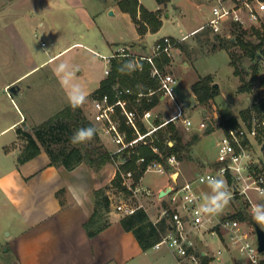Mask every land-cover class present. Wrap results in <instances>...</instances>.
Here are the masks:
<instances>
[{"label": "rangeland", "instance_id": "rangeland-1", "mask_svg": "<svg viewBox=\"0 0 264 264\" xmlns=\"http://www.w3.org/2000/svg\"><path fill=\"white\" fill-rule=\"evenodd\" d=\"M140 1L147 9H153L156 6V0ZM80 2L89 13L87 17L79 16L78 13L81 10L76 8L77 0H0V128L14 115L15 109L10 97H13L14 102L21 110L27 111V127L24 128L21 123L20 126L32 134L35 126L64 107L71 106L65 87L61 85L54 72L58 65L66 63L68 70L75 74L73 82L79 84L87 95V101L83 106L79 108L71 106V108L74 111L80 110L81 115L90 120L96 129L94 139L87 145L81 144L80 146L87 150L101 147L112 151L113 145L107 137L102 135L99 124L91 121L88 115L91 99L95 95L99 79L103 77V68L108 64L107 60L98 57L84 46L76 45L40 64L67 43L76 39L81 40L79 34L82 32L86 35L82 41L89 43L93 49L103 54L114 53L119 45L134 49L133 46H130L136 32L133 24L118 8L114 11L112 8H107L109 0H81ZM51 5H55L56 9L50 8ZM211 5L212 2L208 0H170L158 10V15L163 20L158 32L147 36L145 41L143 40L139 44L150 50L153 44L163 36L180 39L183 35H187L191 29L205 23L210 16ZM110 11H113V14H110ZM261 27L264 28V21H262ZM236 35H238L237 31L228 29L224 30L222 34H217V39H214L209 27L192 32L174 47L173 62L166 66V70L177 79V98L181 100L182 96L185 97L189 105L194 103V99L189 95L191 94V84L196 79L209 75L211 82L217 83L218 93L213 99L198 102V105L194 106L195 108L188 109L193 127L190 130H185L182 125L177 126L183 140L191 142L190 154L200 159L203 166L207 164L210 166L216 159L215 141L220 135L217 130H224V121L227 118L235 117L238 125L246 122L240 117V112L252 106L259 89L258 75L264 74V59H261L259 72L252 82L251 90L239 91V86H243L250 79L254 61L235 43L233 37ZM243 38L253 42L258 40L256 34L250 30L243 33ZM107 39H111L110 42L113 43H107ZM35 65L37 66L33 70L15 82L21 88L18 93L8 92L7 88L3 90L6 82ZM235 69L238 70L237 73L234 72ZM156 112L164 117L168 115L166 98L160 100L155 109ZM256 117L259 118V115ZM201 119L206 121L207 126L200 130L198 123ZM210 128L214 131L206 132ZM12 135L13 132L2 135L0 142H6ZM195 135L196 138H194ZM17 138L8 145V149L18 150L20 152L18 158H20L27 141L20 133ZM56 146V144L52 145L53 148ZM40 147L44 149L41 144ZM185 157L181 159L179 165L186 169L184 171L186 180H191L200 171L199 162L194 159V167H188L189 161ZM118 159L120 158L118 157ZM83 163L95 172L102 173L108 179L117 162H109L99 168L91 166L86 161ZM166 178V173L147 170L143 174L142 184L153 187L164 182ZM195 189L203 196L211 192L207 183L195 184ZM106 190L109 193L113 192L115 196L120 193L130 195L112 182L95 191L103 196L106 194ZM248 193L254 204L264 203V195L253 190ZM165 197L169 201V196ZM243 198L244 196L231 198L224 209H229L231 212L243 210L252 218L249 207L246 205L247 202L243 201ZM119 201L121 200L117 197L114 205ZM162 205H165V201H161L159 207ZM113 210L115 209L113 208ZM117 213L122 214L118 211ZM8 219L9 216L0 217L1 239H7L9 231H12ZM244 223H246V228L251 227L247 221ZM221 232L225 234L224 230ZM255 237L252 239H256ZM199 241L202 246H205L204 242L207 240L202 238ZM213 244L215 243L213 242ZM1 248L2 245L0 254L2 253ZM208 248L210 251L214 250L210 244H208ZM232 253L235 254L233 251ZM259 258L260 261L264 260V252L259 254ZM129 264L179 263L168 247L162 244L159 248L151 247L143 251Z\"/></svg>", "mask_w": 264, "mask_h": 264}, {"label": "built area", "instance_id": "built-area-1", "mask_svg": "<svg viewBox=\"0 0 264 264\" xmlns=\"http://www.w3.org/2000/svg\"><path fill=\"white\" fill-rule=\"evenodd\" d=\"M208 1L212 2L210 16L195 31L209 27L211 34L217 35L228 29L261 28L264 21V0ZM185 37L186 35L180 39H171L169 36H163L153 44L150 53H140L120 46L114 53L100 55L108 62L103 69L105 77L109 74L111 59L126 58L136 62L137 72H143L145 65H148V77L157 83L156 88L148 87L147 90H142L140 83L132 86L117 82L113 85L111 93H96L91 99L88 115L91 121L99 124L102 135L113 145L112 154L120 158L116 161L117 171L120 172L121 182L130 194L128 200L115 204V210L122 214L142 207L140 204L134 205L130 201L132 198L139 199L141 195L152 193L149 188L140 185L139 180L134 182L132 170L120 169L119 166L126 160L124 152L127 156L136 153V147L142 144L148 145L154 153L161 155L154 144L161 129L169 122L176 126L182 125L186 129L193 125L184 101L176 96L177 79L166 70L167 65L160 67L157 64L163 56L171 59L174 47ZM153 95L159 96V101L162 98L169 101L166 117L154 113L153 109L158 103L151 108L141 109L145 101L152 100ZM156 119L159 122H156ZM140 126L145 130L142 131ZM206 126L204 121L198 123L201 129ZM129 132H132V136H129ZM262 142L264 119L260 117L253 116L248 122L223 130L215 141L216 159L213 164L197 173L193 179L171 186L167 193L168 204L161 210L159 217L165 219L168 229L153 247L159 248L165 244L179 264H220L227 249L234 250L239 258L249 264H259L257 239H252L256 236L253 225L249 229L246 228V223L228 217L224 209L215 215L200 214L198 206L204 196L196 191L195 184L207 183L210 176L222 179L231 193V198L244 196L243 201L247 202L250 210L254 203L248 192L253 190L260 195L264 194V157L259 156L262 155ZM168 144L171 145L172 141L169 140ZM144 161V156L138 155L136 158L137 164ZM178 165L179 159L174 153H170L165 157V163L156 159L149 161L145 171L167 172L175 183ZM221 230H224L225 234H222ZM202 238L224 240V244L208 251L199 245Z\"/></svg>", "mask_w": 264, "mask_h": 264}, {"label": "crops", "instance_id": "crops-1", "mask_svg": "<svg viewBox=\"0 0 264 264\" xmlns=\"http://www.w3.org/2000/svg\"><path fill=\"white\" fill-rule=\"evenodd\" d=\"M80 1L77 0V4H75L76 8L81 10L78 14L87 17L89 13ZM138 1L142 4L140 0ZM118 2L119 0H109L107 8H112L113 11L118 8L133 24L136 32L130 46H133L134 49H130L140 53L151 52L152 48L147 50L146 46L139 43L145 41L147 36L157 33L159 29L156 32L147 31L144 34H139L130 14L123 11ZM161 7L162 5L156 2V6L149 10L155 11ZM50 8H55V5H51ZM199 26L191 29L187 35L194 32ZM85 37V33H80L79 38H82L81 40L76 39L67 43L62 49L54 52L40 64L76 45L88 48L98 57L111 54L96 51L89 43L82 41ZM110 40L107 39V43ZM112 43L110 42V44ZM120 46L124 45H119L117 48ZM172 62L171 58L168 64ZM36 66L6 82L4 89L17 82ZM104 78L103 73V77L99 79V84ZM190 91L189 97L192 96L194 99L193 105H189L186 98L181 97L187 109L198 105L199 102L191 87ZM10 100L15 109L14 115L10 121L0 128V137L13 132L10 139L6 142H0V217L9 216L8 223L11 225L12 231H9L7 239H1L0 237V246L2 245L0 264H129L135 257L143 253L133 233L122 227L120 223L122 214L113 210V208L115 209L114 202L117 197L120 200H128L129 195L120 193L115 196L113 192L109 193L106 190L105 193L110 200L109 210L106 214L109 225L94 236H89L85 229V223L89 220L95 208L94 191L111 182L116 174L117 167L113 168L109 178L106 179L102 173L95 172L83 162L72 169H67L64 166H54L50 164V158L42 148L35 156L25 161H19L20 152L15 149H8V145L18 139L17 129L21 128L20 123L22 121L26 122L27 111L21 110L14 102L13 97H10ZM159 102L153 109L154 113ZM167 102L169 107V101ZM159 115L161 116L160 113ZM200 121L206 122L203 119ZM192 127L193 125L189 129H184L190 130ZM199 129L201 130V128ZM211 131L214 130L211 128L206 130V132ZM217 131L221 134L223 130L218 129ZM194 138H196V135ZM185 158L189 161L188 167H194V159H196V162H199L198 166H200L199 172L209 167L208 164L201 165V160L193 157L190 152ZM184 171H186L184 166L182 168L181 165H178L175 183L169 173L166 172L167 178L164 182L153 187L145 186L152 191L151 195H141L139 199L132 198L130 201L133 204H140L152 221L159 219L161 210L168 204V199L165 197L167 194L160 197V191L167 186H176L184 182L186 180ZM142 178L143 175L139 179V184L144 186ZM161 201H165V205L159 207ZM224 210L226 214L238 211ZM1 231L0 227V233ZM206 240L204 242L205 246L199 245L208 251L210 250L208 244L214 249L224 244V240L210 238ZM232 251L235 253L234 255ZM220 264L249 263L239 258L234 250L227 249L221 258Z\"/></svg>", "mask_w": 264, "mask_h": 264}, {"label": "trees", "instance_id": "trees-1", "mask_svg": "<svg viewBox=\"0 0 264 264\" xmlns=\"http://www.w3.org/2000/svg\"><path fill=\"white\" fill-rule=\"evenodd\" d=\"M156 2L160 5H166L170 0H156ZM118 4L123 11L130 14L139 34H144L147 31L156 32L161 27L162 20L158 15V10L151 11L147 9L138 0H119ZM246 30H250L256 34L258 38L257 42L243 38V33ZM234 31L238 32V35L233 37L235 43L254 61L250 79L238 88L239 91H250L252 82L259 72V61L264 59V28L237 29ZM212 37L217 39V35H212ZM127 61L128 59L126 58L111 59L109 74L100 81L99 86L95 89V94L104 92L111 93L113 85L117 82L121 85L132 86L140 83L142 90H147L148 87H157L156 81L148 77V65H145L143 72L134 71L131 74H124L119 71L121 65ZM169 61L170 59L168 57L163 56L161 60L157 61V64L163 67ZM234 72L237 73L238 70L235 69ZM258 79L259 89L255 101L252 106L240 112V117L246 120V122L250 121L253 116L258 115L261 119H264V74H259ZM191 89L199 102L210 101L218 93V86L211 82L209 75L197 79L191 85ZM158 102L159 96L153 95L152 100L149 102L145 101L141 109L151 108ZM155 121L159 122L158 119ZM88 126L93 125L90 120H87L84 115H81L80 110L77 109L74 111L71 106H66L35 126L33 128V134L27 130L18 128V133L22 134L27 141L23 155L19 158V161H25L38 154L41 149V144L44 146V151L50 158V164L54 166H64L67 169H72L81 162L86 161L91 166L99 168L106 163L116 162L118 156L112 154L107 149L93 147L91 150H87L83 146H73L70 143V137L78 128ZM235 126H238V121L235 117L227 118L223 123L224 130ZM140 129L142 131L145 130L143 126H140ZM129 136H132V132H129ZM169 140L172 141L171 145L168 144ZM54 144L57 145L56 148L52 147ZM154 144L158 147L161 155L154 153L148 145L142 144L136 147V153H131L127 156L124 152L126 160L119 167L123 170H132L134 182H137L143 175L146 164L149 161L156 159L165 163V157L170 153H174L181 160L184 156H188L191 146L190 141L183 140L177 126L172 122H169L158 132V138L154 141ZM138 155L144 156L145 161L137 164L136 158ZM262 157H264V152H262ZM111 182L119 186L122 191L129 193L121 182L119 171H116L115 177ZM109 204L110 200L106 194L102 196L101 193L95 191V208L89 220L85 223V229L89 236H94L109 225V220L106 216L109 210ZM227 216L236 218L242 222L247 221L251 226L255 222L243 210H238ZM120 223L126 231L133 233L143 251L153 247L160 240L161 235L168 229V224L164 218L153 222L142 207L136 208L131 213L122 214ZM259 264H264V260H261Z\"/></svg>", "mask_w": 264, "mask_h": 264}, {"label": "clouds", "instance_id": "clouds-1", "mask_svg": "<svg viewBox=\"0 0 264 264\" xmlns=\"http://www.w3.org/2000/svg\"><path fill=\"white\" fill-rule=\"evenodd\" d=\"M136 70L137 65L134 60H128L119 69L124 74H131ZM54 72L59 78L61 85L65 87L70 105L73 108L83 106L87 101V95L79 84L73 82L75 74L68 70V65L61 63L54 69ZM95 135L96 129L94 126L78 128L70 137V143L73 146L87 145L94 139ZM207 184L211 192L203 197L202 202L198 206V212L206 216L215 215L223 211L231 200V193L227 190L222 179L210 176L207 178ZM250 215L257 225L264 227V203L253 204L250 209Z\"/></svg>", "mask_w": 264, "mask_h": 264}, {"label": "water", "instance_id": "water-1", "mask_svg": "<svg viewBox=\"0 0 264 264\" xmlns=\"http://www.w3.org/2000/svg\"><path fill=\"white\" fill-rule=\"evenodd\" d=\"M109 13L112 14V11H110ZM215 85H217V83H215ZM4 90H6V89H4ZM7 90H8V92L16 93L20 90V87L17 84H13V85L8 86ZM21 124L23 125L24 128L27 127L25 121H22ZM260 150L264 151V142H262ZM170 190H171V186H167L165 189L160 191L159 196L161 197L163 195H166ZM234 191L237 192L236 189H234ZM253 227H254V231L256 234L258 251L260 253L264 252V228L257 225L256 222L253 223Z\"/></svg>", "mask_w": 264, "mask_h": 264}]
</instances>
